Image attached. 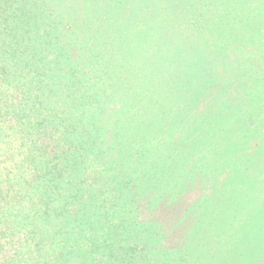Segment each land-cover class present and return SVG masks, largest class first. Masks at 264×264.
I'll return each instance as SVG.
<instances>
[{
	"label": "trees",
	"instance_id": "16d2710c",
	"mask_svg": "<svg viewBox=\"0 0 264 264\" xmlns=\"http://www.w3.org/2000/svg\"><path fill=\"white\" fill-rule=\"evenodd\" d=\"M0 264H264V0H0Z\"/></svg>",
	"mask_w": 264,
	"mask_h": 264
},
{
	"label": "rangeland",
	"instance_id": "374dc122",
	"mask_svg": "<svg viewBox=\"0 0 264 264\" xmlns=\"http://www.w3.org/2000/svg\"><path fill=\"white\" fill-rule=\"evenodd\" d=\"M182 207H180L179 209H181Z\"/></svg>",
	"mask_w": 264,
	"mask_h": 264
}]
</instances>
